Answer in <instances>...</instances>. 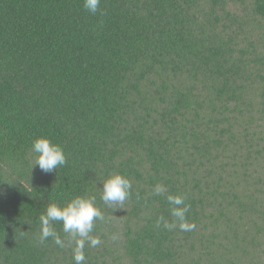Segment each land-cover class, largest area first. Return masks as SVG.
I'll return each mask as SVG.
<instances>
[{
    "label": "trees",
    "instance_id": "16d2710c",
    "mask_svg": "<svg viewBox=\"0 0 264 264\" xmlns=\"http://www.w3.org/2000/svg\"><path fill=\"white\" fill-rule=\"evenodd\" d=\"M83 4L0 0V264H74L61 223L66 247L38 237L76 196L105 215L85 264H264V0ZM39 138L64 149L52 174ZM114 174L122 205L100 199ZM168 195L194 229L157 224Z\"/></svg>",
    "mask_w": 264,
    "mask_h": 264
},
{
    "label": "clouds",
    "instance_id": "9594fccd",
    "mask_svg": "<svg viewBox=\"0 0 264 264\" xmlns=\"http://www.w3.org/2000/svg\"><path fill=\"white\" fill-rule=\"evenodd\" d=\"M101 0H84V8L95 15L100 8ZM31 151L35 154L33 168L36 166L44 174H52L59 167L67 164L64 149L53 143L48 138L36 139L32 144ZM32 168V170H33ZM100 199L106 204L122 205L131 196V181L120 174L111 175L102 181ZM165 191L164 187L157 184L154 194L159 195ZM95 196H76L66 205L61 206L57 203H50L46 211L39 216L40 233L38 242L45 243L52 238L54 243L60 248L66 247L64 239L56 231L54 225L62 224V231L66 234L69 244L74 243L73 260L74 264H85V247H96L101 243L99 236H93V230L97 222L105 221L102 210L96 206ZM167 202L170 205V214L173 221L170 223L164 216L158 217L157 224H162L166 229L179 227L181 231H190L195 228L194 223H189L186 215L190 205L185 203V197L180 195H168ZM113 240L118 236L113 235Z\"/></svg>",
    "mask_w": 264,
    "mask_h": 264
}]
</instances>
